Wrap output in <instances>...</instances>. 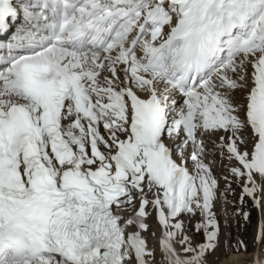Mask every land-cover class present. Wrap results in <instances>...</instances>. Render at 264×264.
Returning <instances> with one entry per match:
<instances>
[{
	"label": "snow or ice",
	"instance_id": "1",
	"mask_svg": "<svg viewBox=\"0 0 264 264\" xmlns=\"http://www.w3.org/2000/svg\"><path fill=\"white\" fill-rule=\"evenodd\" d=\"M234 185L264 208V0H0V264H264Z\"/></svg>",
	"mask_w": 264,
	"mask_h": 264
},
{
	"label": "rangeland",
	"instance_id": "2",
	"mask_svg": "<svg viewBox=\"0 0 264 264\" xmlns=\"http://www.w3.org/2000/svg\"><path fill=\"white\" fill-rule=\"evenodd\" d=\"M214 171H215V174L219 177L221 175L223 169L220 167H217L216 169H214ZM223 187H224V183H223V181H221V189H223ZM234 188H235V194H236L235 199L233 197V194L229 193L228 199H229L230 203L226 206V209H225V207H221V206L217 207V213L220 217L221 229H222V235L220 238L221 239V245H223V243L226 239L229 241H232L233 239H236V238L240 239L239 237L242 236V238L243 237L248 238V241H249L248 245L250 247H252L253 246V238L255 237V235L257 233L259 225L261 224L262 221H264V208H256L257 209V223H256V225L253 226V229L251 231L249 229L242 231V235H241L240 234L241 225L238 222L241 221L242 215H240V216L233 215V212H234V206L233 205H235V207H240L238 196H239L241 189L239 187H236L235 185H234ZM225 211H227V213H228V220H229V224L227 227H225ZM149 223L153 229L156 227V222L154 219H150ZM229 233L231 235H229ZM238 235H239V237H238ZM152 239H153V241H152ZM194 239L199 240V239H201V237H195ZM154 241H156V240L149 234L150 246H153V245H151V242H154Z\"/></svg>",
	"mask_w": 264,
	"mask_h": 264
},
{
	"label": "trees",
	"instance_id": "3",
	"mask_svg": "<svg viewBox=\"0 0 264 264\" xmlns=\"http://www.w3.org/2000/svg\"><path fill=\"white\" fill-rule=\"evenodd\" d=\"M240 207H241L242 211H247L250 214V220L249 221H245L243 219V216H242L241 221L238 222L241 225L240 234L242 235V231H245L246 229H249L251 231L253 229V226L256 225V223H257V209L252 204V202L250 200L246 204L240 205ZM238 237H239V235H238ZM239 238H240V240H244L247 243H249L248 238H246V237L242 238V236ZM236 239H233L232 241H234Z\"/></svg>",
	"mask_w": 264,
	"mask_h": 264
},
{
	"label": "bare ground",
	"instance_id": "4",
	"mask_svg": "<svg viewBox=\"0 0 264 264\" xmlns=\"http://www.w3.org/2000/svg\"><path fill=\"white\" fill-rule=\"evenodd\" d=\"M152 241H153V239H152ZM155 242V241H154ZM154 242H151L152 244H154ZM150 244V243H149ZM155 245V244H154ZM233 256H235V254H233ZM241 259H243L244 257L243 256H241L240 257Z\"/></svg>",
	"mask_w": 264,
	"mask_h": 264
}]
</instances>
